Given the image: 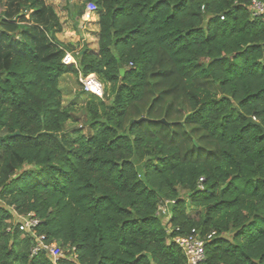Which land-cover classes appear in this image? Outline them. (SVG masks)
I'll return each mask as SVG.
<instances>
[{
	"label": "trees",
	"instance_id": "1",
	"mask_svg": "<svg viewBox=\"0 0 264 264\" xmlns=\"http://www.w3.org/2000/svg\"><path fill=\"white\" fill-rule=\"evenodd\" d=\"M86 1L97 49L76 52L45 0H0V264H53L12 210L57 264H185L173 239L192 229L213 233L202 264H264L262 19L240 0ZM66 75L103 85L81 91L88 134L65 131Z\"/></svg>",
	"mask_w": 264,
	"mask_h": 264
},
{
	"label": "built area",
	"instance_id": "2",
	"mask_svg": "<svg viewBox=\"0 0 264 264\" xmlns=\"http://www.w3.org/2000/svg\"><path fill=\"white\" fill-rule=\"evenodd\" d=\"M240 1L248 2L249 11L252 18H261L264 24V0ZM96 11V5L93 2H89L86 4L83 16L87 17V21H89L91 15L93 13L95 14ZM221 19H223V17ZM62 63L64 65L73 64L76 66L74 56L69 52L65 54ZM78 81L85 93H90L99 98L103 97V85L96 79L94 75L87 77L79 75ZM199 188L203 189L201 185ZM170 204H172V202L165 200L158 206L157 209V214L162 215L164 218H166V220H168L170 217ZM12 217H17L15 224L18 230L30 234L32 239H34V243L31 246V256H35L41 252H44L52 260L53 264H57L58 260L61 259L64 254L56 242L47 243L44 235H38L36 233V228L39 225L40 220L32 213L28 215H20L14 210H12ZM212 235L213 233L207 236H201L196 230L192 229L187 235L177 236L173 239L185 256V264H202L204 261L205 243L211 239ZM71 257L72 259H75L76 254H73Z\"/></svg>",
	"mask_w": 264,
	"mask_h": 264
},
{
	"label": "rangeland",
	"instance_id": "3",
	"mask_svg": "<svg viewBox=\"0 0 264 264\" xmlns=\"http://www.w3.org/2000/svg\"><path fill=\"white\" fill-rule=\"evenodd\" d=\"M45 2L52 6L59 22L63 25V33L57 35L59 39L67 42L70 41L71 37H75L78 41H70V43L76 44L78 42L75 46L76 52L82 47L96 51L99 32L97 22L100 12L93 13L87 21V17L83 16L84 12L81 16L79 15L80 9L86 8V0H45ZM60 87L64 104L74 103L73 118L66 124L65 131L69 132L78 128L84 134H88L89 129L85 124V103L88 100V95L81 93V84L73 75L64 76L60 81ZM11 220L14 223L17 221V217H12Z\"/></svg>",
	"mask_w": 264,
	"mask_h": 264
},
{
	"label": "crops",
	"instance_id": "4",
	"mask_svg": "<svg viewBox=\"0 0 264 264\" xmlns=\"http://www.w3.org/2000/svg\"><path fill=\"white\" fill-rule=\"evenodd\" d=\"M62 25V24H61ZM63 25H62V32L61 33H63ZM61 35V34H60ZM57 38L59 39V37L57 36ZM79 39V38H78ZM61 42H63V43H69L70 41H73V42H75L77 39H75V37H71L70 38V41H67V42H65V41H63L62 39H59ZM78 41V40H77Z\"/></svg>",
	"mask_w": 264,
	"mask_h": 264
},
{
	"label": "water",
	"instance_id": "5",
	"mask_svg": "<svg viewBox=\"0 0 264 264\" xmlns=\"http://www.w3.org/2000/svg\"><path fill=\"white\" fill-rule=\"evenodd\" d=\"M145 120H146L145 118H141V119L137 120V122L139 123V122L145 121ZM160 122L166 123V121L164 119H162ZM15 135H18V132H16Z\"/></svg>",
	"mask_w": 264,
	"mask_h": 264
}]
</instances>
